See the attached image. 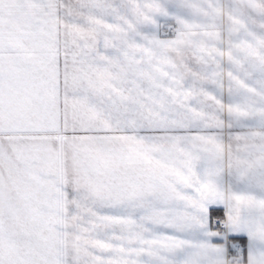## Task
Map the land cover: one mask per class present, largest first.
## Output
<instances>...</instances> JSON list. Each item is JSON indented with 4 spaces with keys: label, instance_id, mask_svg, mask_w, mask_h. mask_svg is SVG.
<instances>
[{
    "label": "snow or ice",
    "instance_id": "1",
    "mask_svg": "<svg viewBox=\"0 0 264 264\" xmlns=\"http://www.w3.org/2000/svg\"><path fill=\"white\" fill-rule=\"evenodd\" d=\"M0 264H264V0H0Z\"/></svg>",
    "mask_w": 264,
    "mask_h": 264
}]
</instances>
